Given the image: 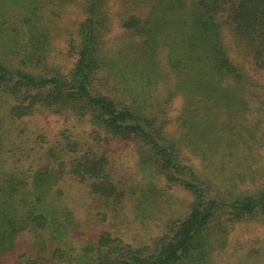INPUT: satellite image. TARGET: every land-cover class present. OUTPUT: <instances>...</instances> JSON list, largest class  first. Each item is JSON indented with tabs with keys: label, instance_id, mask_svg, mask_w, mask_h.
Wrapping results in <instances>:
<instances>
[{
	"label": "rangeland",
	"instance_id": "rangeland-1",
	"mask_svg": "<svg viewBox=\"0 0 264 264\" xmlns=\"http://www.w3.org/2000/svg\"><path fill=\"white\" fill-rule=\"evenodd\" d=\"M106 2L111 21L90 83L127 106L132 98L122 95L117 79L107 76L112 69L101 60L115 61L116 53L130 43L125 20L149 9L136 8L133 0ZM88 7L89 0H0V63L35 80L54 76L56 67V72L68 80L78 59L81 24L88 17ZM226 35L231 37L228 29ZM237 49V41L232 39L230 54L257 85L256 91L264 92V72L255 67L246 52L237 55ZM159 56L162 69L168 72L163 66L165 51ZM172 85L170 75L155 93L156 104H163ZM15 90L12 93L0 86V189H11L6 181L16 179L19 188L14 202L26 210V204H36L38 210L30 217L41 214L45 221L18 232L12 247L0 253V264H86L88 258L99 259L105 253L147 257L158 252L190 214L194 196L181 184L167 180L156 165L159 159L151 146L113 135L89 110L80 111L63 103L46 106L33 101L36 91L27 87ZM233 90L240 94L243 83L237 82ZM177 94L165 107L162 132L168 139H178L177 117L190 115L184 112L188 107L186 96ZM228 111H216V139L229 132L228 127L220 126L224 119L233 125L242 124L243 144L239 141L234 148L219 140L214 145L209 143L213 151L207 156H214V160L208 168L209 163L203 162L195 150L196 143L204 140L198 133L193 141L180 144V160L204 177L213 175L222 154L249 156L246 172H255L256 181L240 182L231 176L224 183L216 168V187L236 185L238 191L255 190L264 185V113L252 105L250 112L240 111V117L233 120ZM257 117L262 118L259 138L250 140L246 129ZM188 127L183 131L184 138ZM252 141L256 147L251 151L247 145ZM140 158L149 165L142 163L146 166L142 168ZM101 160L102 168L91 171ZM4 213L8 211L4 209ZM212 246L206 264H264V222L243 218L227 227L226 234H216Z\"/></svg>",
	"mask_w": 264,
	"mask_h": 264
},
{
	"label": "trees",
	"instance_id": "trees-1",
	"mask_svg": "<svg viewBox=\"0 0 264 264\" xmlns=\"http://www.w3.org/2000/svg\"><path fill=\"white\" fill-rule=\"evenodd\" d=\"M133 2L136 8L146 6L149 10L125 20V28L130 31V43L116 53L115 61L101 60L107 69H112L107 76L117 79L116 86L119 85L122 95L132 98L129 105L104 95L90 83L96 57H100L104 46L103 36L111 21L106 11V0H89L88 17L81 24L78 59L68 80L56 72V67L54 76L35 80L0 63V86L12 93L21 87L34 90L37 95L33 101H42L46 106L63 103L80 111H91L94 118L113 135L150 145L159 159L156 165L164 171L167 180L181 184L194 196L190 214L179 223L176 232L158 252L147 257L125 252L105 253L99 259V256L88 258L86 264H206L212 255V241L216 234H226L227 227L243 218L264 222V185L245 191H238L236 185L218 188L216 168L224 183L231 176L240 182L256 181L255 172H246L249 156L222 154L215 170L212 169L213 175L203 177L182 164L179 147L184 141H193L200 133L204 140L196 143L195 150L203 162L209 163L206 166L209 168L213 166L210 161L214 160V156H207L213 151L209 143L214 145L219 140L222 144L227 143L228 147L233 144L235 148L244 139L242 124L233 125L224 119L220 126L228 127L229 132L216 139L217 109L231 110L233 120L240 117L237 116L240 111L250 112L252 105L254 110L260 108L264 113V92L256 91L257 85L230 54L234 39L238 44L237 55L246 52L255 67L264 72V0ZM226 29L231 37L226 35ZM162 51H165L163 66L168 67V72L160 63ZM170 75L173 83L171 93L163 104H156L155 93ZM239 81L243 83L244 91L237 95L233 88ZM179 92L186 96L188 107L184 112L190 115L177 117L178 139H168L162 132L166 123L165 107ZM191 106L194 108L190 109ZM261 119L257 117L247 127L250 140L259 138ZM187 126L190 131L184 138L183 131ZM255 145L252 141L247 149L255 150ZM140 160L142 168L149 165L142 158ZM102 161L95 163L90 170H100ZM15 180L6 181L11 184V189H0V253L12 247L18 232L28 225L41 226L45 221L41 214L30 217V213L38 210L36 204H26V210L14 202L19 188ZM4 209L8 213H4ZM102 241L106 242L104 238Z\"/></svg>",
	"mask_w": 264,
	"mask_h": 264
}]
</instances>
